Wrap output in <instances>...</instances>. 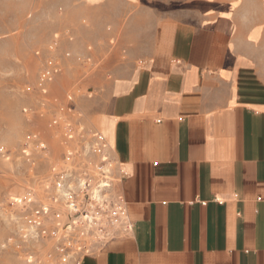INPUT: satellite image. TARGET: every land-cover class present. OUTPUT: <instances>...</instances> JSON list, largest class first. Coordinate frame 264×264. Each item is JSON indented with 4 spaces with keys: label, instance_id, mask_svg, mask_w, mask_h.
<instances>
[{
    "label": "crops",
    "instance_id": "crops-1",
    "mask_svg": "<svg viewBox=\"0 0 264 264\" xmlns=\"http://www.w3.org/2000/svg\"><path fill=\"white\" fill-rule=\"evenodd\" d=\"M150 17L110 21L121 43L92 78L129 227L76 264H264V0Z\"/></svg>",
    "mask_w": 264,
    "mask_h": 264
},
{
    "label": "rangeland",
    "instance_id": "rangeland-1",
    "mask_svg": "<svg viewBox=\"0 0 264 264\" xmlns=\"http://www.w3.org/2000/svg\"><path fill=\"white\" fill-rule=\"evenodd\" d=\"M123 2L125 14L91 18L82 0H0V264H76L117 235L111 224L108 234L99 229L117 175L92 147L90 134L101 133L93 114L106 102L92 78L121 43L112 22L184 14L198 0ZM49 60L53 75L41 81ZM24 197L28 208L13 202ZM35 208L47 211L38 227L29 221Z\"/></svg>",
    "mask_w": 264,
    "mask_h": 264
},
{
    "label": "built area",
    "instance_id": "built-area-1",
    "mask_svg": "<svg viewBox=\"0 0 264 264\" xmlns=\"http://www.w3.org/2000/svg\"><path fill=\"white\" fill-rule=\"evenodd\" d=\"M54 64L52 63L51 60H49L46 64V66L44 67V69L41 71L40 73V80L41 81H44L45 79H48L50 78L52 75H53V72H54ZM72 127L67 125L66 127V134L69 138L72 137ZM90 137L92 139V147H93V150H94V153H96L97 155H101L103 154L105 148L106 147V144H105V138L104 136L99 133V132H94L92 134H90ZM106 151V150H105ZM108 151H106L107 153ZM107 155L109 156V154L107 153ZM109 160V159H108ZM111 160V159H110ZM101 163H105L106 164V161L105 162H102L101 160ZM111 164V163H110ZM107 165V164H106ZM111 166L108 164V167ZM105 168V171L107 173H109V171L107 170V167H103ZM54 171V170H53ZM104 173V172H103ZM108 174H106L105 178H104V181H105V184L107 186H101V189H108L110 187V181L108 180ZM63 176H64V172L62 173H58L55 178H57L55 180V185H56V188L57 187H62V183H63ZM104 184V183H103ZM114 198H115V201L111 200V205H101L100 207H103L101 208V210H103L105 207H107L108 209H110V211L108 212V214H110V217L108 219V222L105 220V222H100V232L102 234H108L107 232L109 231L110 228H108V226L111 224V226L113 225L114 228H116L117 230V235L119 234V231L122 230L123 228H127L129 227V223H128V219H127V216L125 214V210H124V206H123V203H122V200L116 196V195H113ZM13 202L17 205H19L20 207H23V208H28V205L29 204H32V200L30 197H24V198H17L15 200H13ZM74 205V204H72ZM74 207V206H73ZM72 207V208H73ZM31 212V215H32V218L29 219L30 221V225L33 226V227H38L41 223V218L47 214V211L43 210V209H38V208H35V209H31L30 210ZM124 226V227H123ZM121 227H123L122 229H120ZM110 233V232H109ZM115 235V236H117ZM115 236H112L110 237L109 239H107L105 242H103L101 245H103L104 243H106L107 241H109L111 238L115 237ZM100 245V246H101ZM99 246V247H100ZM99 247H97L96 249H98ZM95 249V250H96ZM94 250V251H95ZM93 252V251H91ZM90 252V253H91ZM86 254V253H85ZM83 254V255H85ZM88 254V253H87ZM82 255V256H83ZM81 256V257H82ZM80 257V258H81ZM79 258V259H80ZM78 262V261H77Z\"/></svg>",
    "mask_w": 264,
    "mask_h": 264
},
{
    "label": "bare ground",
    "instance_id": "bare-ground-1",
    "mask_svg": "<svg viewBox=\"0 0 264 264\" xmlns=\"http://www.w3.org/2000/svg\"><path fill=\"white\" fill-rule=\"evenodd\" d=\"M105 150L107 151V148H105ZM105 150H104L103 154H101V155L98 156V157L102 160V162H105V161H106V164H107V166H108V164H110L111 161L108 160V159H109V156L107 155V153H106ZM107 166H106V167H107ZM104 169H105V168H104ZM101 182L104 183V184H102V186H107V185L105 184V181H104V180H102Z\"/></svg>",
    "mask_w": 264,
    "mask_h": 264
}]
</instances>
